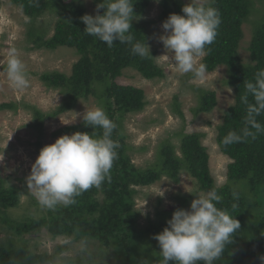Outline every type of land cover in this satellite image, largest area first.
Wrapping results in <instances>:
<instances>
[{
    "label": "trees",
    "instance_id": "obj_1",
    "mask_svg": "<svg viewBox=\"0 0 264 264\" xmlns=\"http://www.w3.org/2000/svg\"><path fill=\"white\" fill-rule=\"evenodd\" d=\"M10 1L29 17L27 35L33 48L54 50L65 46L77 54L69 73L52 70L38 75L46 88L58 89L63 96L60 104L50 112H42L34 106L25 104L33 114L31 125L40 132L46 118L71 109L79 99L92 96L96 105L101 106L108 117L116 123L117 128L112 138L120 144L117 149L118 158L110 171V180H106L100 189L91 188L85 191L76 198L77 202L72 206L58 207L55 211L47 210L45 215L29 217L26 221L15 224L16 234L34 231L42 226L51 237L68 236L72 240H92L103 247L113 243L114 257L122 264L126 259L124 252L135 248V238L139 237V230L145 232L162 226L157 222L148 227H138V211L134 208L133 201L136 193L134 187L149 185L163 175L178 181L179 173L183 170L194 177L202 191L217 187L218 193L222 196L217 206L227 209L241 224V230L234 239L244 230L246 211L254 210L252 207H261L262 209L258 210L256 219L258 225L255 228L261 230L264 240V134L255 140L249 138L246 142L227 147L222 144L223 137L230 130H238L242 126L245 106L240 103V96L244 92V81L253 79L257 70L264 69V14L249 19L251 13L264 10L262 0H258L262 4L260 9L256 6L257 0H214L213 6L219 10L222 22L215 41L206 46L202 63L206 65V71H212L220 65L224 66L226 72L224 83L232 88L234 95V102L224 109L222 122L216 126L218 148L230 159L226 167V182L222 185L216 184L209 171V153L206 146L201 143V133H181L178 144L180 154L176 153L175 146L165 141L159 144L155 161L152 163L139 167L132 162L128 154L130 145L125 141L122 119L126 113L143 109L144 91L134 85L117 83L116 78L128 67L135 69L146 79L163 78L164 70L156 65L153 57L141 59L134 56L129 45L118 41L109 48L98 38L83 32L85 24L80 17L86 11L80 2L39 0V6H34L30 0ZM152 1L155 0H133L134 11L142 17ZM158 1L162 8L159 15L162 21L170 13L182 14V6L188 3L182 0ZM45 10H54L57 13L53 33L49 37H45L44 32L33 25L34 20ZM246 21H250L253 26L247 47L249 61L243 62L239 56L238 46L243 36L242 25ZM132 32L137 40H145L147 44L144 22L134 19ZM150 53L153 56L151 51ZM215 105L216 95L213 90L199 91L196 112H209ZM17 106L13 101L0 103V109L16 110ZM257 120L264 124V114L257 117ZM76 131L91 133L93 128L86 126L82 120L59 128L55 134ZM233 191L238 193V199L233 197ZM19 195L18 186H5L4 180L0 178L1 208L15 206ZM249 195L259 198L256 201ZM234 203L237 205L235 208L232 207ZM167 212L169 211L162 213L160 217ZM229 248L230 246L217 264H237V258ZM46 258H49L46 254H36L25 247H12L7 242H0V264H40ZM84 263L82 256L76 257V264ZM169 264L174 262L170 261ZM199 264L203 262L200 261Z\"/></svg>",
    "mask_w": 264,
    "mask_h": 264
},
{
    "label": "rangeland",
    "instance_id": "obj_2",
    "mask_svg": "<svg viewBox=\"0 0 264 264\" xmlns=\"http://www.w3.org/2000/svg\"><path fill=\"white\" fill-rule=\"evenodd\" d=\"M67 1L70 0H64ZM74 1L82 3L87 14L96 13V4L99 0ZM262 1L264 4V0ZM256 6L260 9L262 4L257 0ZM161 11L159 1H152L143 16L136 20L145 23L147 45L153 54L154 62L163 68L165 76L146 79L135 69L128 67L116 78L117 83L134 85L144 91L143 109L126 113L122 119L125 141L130 145L128 154L136 166L144 167L155 161L159 144L168 141L175 146L176 153L180 154L178 149L180 134L201 133V143L206 146L209 153V171L216 184L222 185L226 182V167L230 159L218 148L216 126L222 122L224 109L234 102L232 88L224 83L225 67L220 65L212 71H206L203 80L194 79L191 73L179 74L169 60L172 54L166 51L159 39L164 31L163 21L159 17ZM261 14H264V10L251 13L249 19L260 17ZM56 19L57 13L54 10H45L34 20L33 25L43 31L45 37H49L53 33ZM28 23L29 17L19 6L10 0H0V59L5 58L10 48L18 49L31 81L29 89L15 90L10 87L3 66H0V103L13 101L18 105L16 110L0 109V178L4 180L5 186L15 185L20 188L18 203L15 206L5 209L0 207V242H7L12 247H25L36 254H46L49 258L40 264H76V257L81 256L84 264H119L114 257L113 243L103 247L95 241L86 240L89 253L87 249L76 252L69 247V242L73 241L71 237H51L42 226L21 235L16 234L15 224L24 222L29 217L47 214V210L40 208L26 183V177L40 149L46 144L53 143L63 134L74 133L55 134V131L67 124L81 122L85 106L89 108L97 106L94 98L89 96L87 99H79L71 109L46 118L40 132L31 125L33 114L25 104L34 106L42 112H50L60 104L63 96L58 89L46 88L38 75L52 70L69 73L77 54L65 46L54 50L33 48L27 35ZM252 26L250 21L242 25L243 36L238 52L243 62L249 61L247 47L252 35ZM202 58H197L199 63H202ZM200 90L215 92L216 105L209 112L195 111ZM178 178V181H174L163 175L149 185L134 187L136 193L133 201L134 208L138 211V227H148L157 222L162 226L145 232L139 230V237L135 238V248L124 252L126 259L122 264H138L142 258H148L152 264H157V253L160 249L153 235L162 231L176 208L180 206L184 209L190 208L195 194L188 191L204 192L198 187L194 177L186 171L181 170ZM99 197L101 198V195ZM249 197L256 201L259 198L250 195ZM252 208L254 210L246 211L244 230L229 245V251L236 256L237 264H261L259 257L264 254L261 230L255 228L258 225L256 222L258 210L262 208L259 206ZM166 211L169 212L160 217ZM80 247L85 246L82 243Z\"/></svg>",
    "mask_w": 264,
    "mask_h": 264
},
{
    "label": "clouds",
    "instance_id": "obj_3",
    "mask_svg": "<svg viewBox=\"0 0 264 264\" xmlns=\"http://www.w3.org/2000/svg\"><path fill=\"white\" fill-rule=\"evenodd\" d=\"M30 3L39 6V0H30ZM133 5V0H100L95 15L85 13L80 17L85 24L83 32L98 38L109 48L118 41L129 45L134 56L151 59L153 56L145 40H137L132 32V21L141 18ZM213 5L214 0H189L182 6V14L170 13L162 22L164 31L159 39L172 54L167 57L179 74L191 73L196 80H203L206 75V65L199 63L197 58L203 57L206 46L215 41L222 22L219 10ZM0 66H3L10 87L18 91L31 87L27 66L18 49L10 48L5 58L0 59ZM240 103L245 106L243 123L238 130H230L223 137L222 144L226 147L249 138L255 140L264 134V124L257 120L264 114V69L257 70L253 79L244 81ZM82 120L93 128L91 133L76 131L59 136L40 149L31 165L26 177L27 188L43 210L72 206L85 191L100 189L110 180L120 147L112 138L117 125L99 105L85 106ZM188 192L195 194L190 208H176L162 231L153 235L160 249L158 264L170 261L174 264H199L200 261L217 264L241 230L240 221L227 209L217 206L222 200L217 187L206 192ZM232 195L238 199L237 192L233 191ZM82 243L84 248L80 247ZM69 247L76 252L87 249L89 253L88 243L83 239L70 241ZM259 260L264 264V254ZM138 264H152V261L142 258Z\"/></svg>",
    "mask_w": 264,
    "mask_h": 264
}]
</instances>
